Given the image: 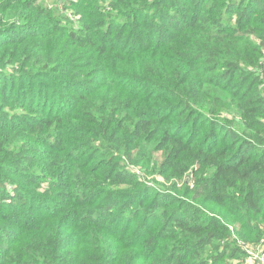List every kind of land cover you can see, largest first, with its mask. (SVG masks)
Listing matches in <instances>:
<instances>
[{
	"label": "trees",
	"instance_id": "trees-1",
	"mask_svg": "<svg viewBox=\"0 0 264 264\" xmlns=\"http://www.w3.org/2000/svg\"><path fill=\"white\" fill-rule=\"evenodd\" d=\"M71 4L0 0V264L246 262L264 0Z\"/></svg>",
	"mask_w": 264,
	"mask_h": 264
},
{
	"label": "rangeland",
	"instance_id": "rangeland-1",
	"mask_svg": "<svg viewBox=\"0 0 264 264\" xmlns=\"http://www.w3.org/2000/svg\"><path fill=\"white\" fill-rule=\"evenodd\" d=\"M74 0H45V3L48 4L50 6V8L54 9L53 14L58 15L59 13H65V14H69L73 19H76L74 17V10L75 8L73 7V5L71 4V2ZM56 11V12H55ZM54 15V16H55ZM70 26V25H68ZM1 37H0V41H1ZM4 42V41H2ZM29 104L33 105V106H37V102L35 101L33 103V101H30L28 99L27 101ZM19 109H15L14 112H17ZM23 111L27 112V113H32V110L28 109V108H23ZM33 114V113H32ZM253 244V243H252ZM255 246V250H257L258 248H264V242L261 241L258 244H254ZM255 253V252H254ZM233 264H260L259 262H257L256 260H251L249 261V259H247L246 262H242V261H235Z\"/></svg>",
	"mask_w": 264,
	"mask_h": 264
},
{
	"label": "built area",
	"instance_id": "built-area-1",
	"mask_svg": "<svg viewBox=\"0 0 264 264\" xmlns=\"http://www.w3.org/2000/svg\"><path fill=\"white\" fill-rule=\"evenodd\" d=\"M256 249V248H255ZM255 252V253H254ZM256 260L260 264H264V248H258L257 250H251L249 261Z\"/></svg>",
	"mask_w": 264,
	"mask_h": 264
}]
</instances>
